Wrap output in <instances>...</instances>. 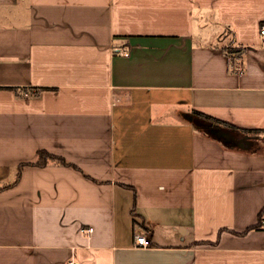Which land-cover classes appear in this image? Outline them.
Here are the masks:
<instances>
[{"label": "crops", "instance_id": "1", "mask_svg": "<svg viewBox=\"0 0 264 264\" xmlns=\"http://www.w3.org/2000/svg\"><path fill=\"white\" fill-rule=\"evenodd\" d=\"M261 23L264 0H0V264H264V135L185 117L264 131Z\"/></svg>", "mask_w": 264, "mask_h": 264}, {"label": "trees", "instance_id": "2", "mask_svg": "<svg viewBox=\"0 0 264 264\" xmlns=\"http://www.w3.org/2000/svg\"><path fill=\"white\" fill-rule=\"evenodd\" d=\"M222 50L224 54L226 55L229 64L232 66L236 61H239L241 58L244 48L242 46L235 45L233 41L227 42L222 46ZM240 66H238L237 70H240ZM0 88H15V87H0ZM39 89H49V87H39ZM185 117L189 122L193 125L194 129L200 132L201 134H204L206 136H209L211 138H214L216 140H219L224 146L226 147H237L234 143V139H237L244 134H247V132L252 131H260L258 129L256 130H250V129H243L240 127H237L231 123H228L226 121H221L219 119H216L212 117L211 115H208L202 111L191 109L187 113H185ZM217 129H222L224 131H227L231 134L232 138L224 139L219 138L215 135V131ZM239 148V147H237ZM37 161L34 163L36 165H45L49 162L53 163H60V164H68L65 159L59 155L52 154L44 149H40L37 151ZM23 164L19 165L17 177H19V172ZM264 211V207L258 212L257 215V223L251 225L250 227H255L260 222V217L262 212Z\"/></svg>", "mask_w": 264, "mask_h": 264}, {"label": "built area", "instance_id": "3", "mask_svg": "<svg viewBox=\"0 0 264 264\" xmlns=\"http://www.w3.org/2000/svg\"><path fill=\"white\" fill-rule=\"evenodd\" d=\"M259 32L262 35L264 34V23H261ZM119 51L124 56H127L129 54L128 50L121 49ZM91 230H92L91 227L87 228L88 232ZM133 243H134V246L146 247L147 245H149V239L145 233L141 232V233H137L134 235ZM67 264H79V261L77 259L71 258Z\"/></svg>", "mask_w": 264, "mask_h": 264}, {"label": "water", "instance_id": "4", "mask_svg": "<svg viewBox=\"0 0 264 264\" xmlns=\"http://www.w3.org/2000/svg\"><path fill=\"white\" fill-rule=\"evenodd\" d=\"M215 135L219 138H232L231 134L227 131H224L222 129H217L215 131ZM234 143L239 148H247L250 145V138L248 135L244 134L240 138L234 139Z\"/></svg>", "mask_w": 264, "mask_h": 264}, {"label": "rangeland", "instance_id": "5", "mask_svg": "<svg viewBox=\"0 0 264 264\" xmlns=\"http://www.w3.org/2000/svg\"><path fill=\"white\" fill-rule=\"evenodd\" d=\"M212 26L210 25L208 27V29H210ZM202 27L200 26V23H199V20H196L195 21V31L199 34L202 32ZM248 133V136L250 137H254V136H263L264 135V131H252V132H247ZM258 136V137H259ZM259 138H263V137H259ZM254 145L258 147V144L254 143Z\"/></svg>", "mask_w": 264, "mask_h": 264}, {"label": "flooded vegetation", "instance_id": "6", "mask_svg": "<svg viewBox=\"0 0 264 264\" xmlns=\"http://www.w3.org/2000/svg\"><path fill=\"white\" fill-rule=\"evenodd\" d=\"M240 138V137H239Z\"/></svg>", "mask_w": 264, "mask_h": 264}]
</instances>
